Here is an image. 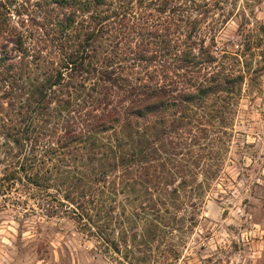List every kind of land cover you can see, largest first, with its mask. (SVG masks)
<instances>
[{
  "label": "trees",
  "instance_id": "16d2710c",
  "mask_svg": "<svg viewBox=\"0 0 264 264\" xmlns=\"http://www.w3.org/2000/svg\"><path fill=\"white\" fill-rule=\"evenodd\" d=\"M262 1L0 0L2 200L69 217L128 264L175 254L177 211L203 207L264 80Z\"/></svg>",
  "mask_w": 264,
  "mask_h": 264
},
{
  "label": "rangeland",
  "instance_id": "374dc122",
  "mask_svg": "<svg viewBox=\"0 0 264 264\" xmlns=\"http://www.w3.org/2000/svg\"><path fill=\"white\" fill-rule=\"evenodd\" d=\"M258 20H264V0L252 21ZM240 22L236 16L220 33L222 48H239ZM230 131L222 171L203 207L192 209L193 221L191 208L177 211L187 220L171 239L175 254L154 252L135 264H264V80L244 87ZM2 197L0 264H128L124 253L106 250L69 217H47L31 212V201L16 205Z\"/></svg>",
  "mask_w": 264,
  "mask_h": 264
}]
</instances>
